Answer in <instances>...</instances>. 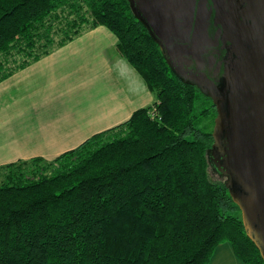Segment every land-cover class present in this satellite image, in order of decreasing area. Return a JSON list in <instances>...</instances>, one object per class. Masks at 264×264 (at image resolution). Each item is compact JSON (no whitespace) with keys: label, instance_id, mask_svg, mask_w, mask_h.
<instances>
[{"label":"trees","instance_id":"obj_1","mask_svg":"<svg viewBox=\"0 0 264 264\" xmlns=\"http://www.w3.org/2000/svg\"><path fill=\"white\" fill-rule=\"evenodd\" d=\"M97 27L155 102L53 160L0 167V264H209L223 243L264 264L211 161L212 100L171 72L129 0H0V82Z\"/></svg>","mask_w":264,"mask_h":264},{"label":"water","instance_id":"obj_2","mask_svg":"<svg viewBox=\"0 0 264 264\" xmlns=\"http://www.w3.org/2000/svg\"><path fill=\"white\" fill-rule=\"evenodd\" d=\"M129 3L167 64H195L196 72L183 74L186 81L177 77L196 86L216 108L211 161L216 171L227 177L225 186L241 210L246 234L264 260V0ZM212 17L221 28L215 39L221 37L226 45L219 62L223 70L218 72L222 73V87L202 68L204 62H209V69L216 62L205 48L214 45L209 31ZM184 37L188 46L172 45L174 38Z\"/></svg>","mask_w":264,"mask_h":264},{"label":"crops","instance_id":"obj_3","mask_svg":"<svg viewBox=\"0 0 264 264\" xmlns=\"http://www.w3.org/2000/svg\"><path fill=\"white\" fill-rule=\"evenodd\" d=\"M117 43L105 27L88 29L0 82V167L53 160L153 105ZM209 264L244 263L223 243Z\"/></svg>","mask_w":264,"mask_h":264},{"label":"flooded vegetation","instance_id":"obj_4","mask_svg":"<svg viewBox=\"0 0 264 264\" xmlns=\"http://www.w3.org/2000/svg\"><path fill=\"white\" fill-rule=\"evenodd\" d=\"M211 7V5L209 4V8ZM214 17L211 18L210 20V26H209V31H210V42L211 46H207L205 47L208 53V56H214V58H216V62L213 63L211 65V68L209 69V62H204V64L202 65V68H204V71L207 73V75L209 77H211L215 82H218V86L222 87L223 86V79H222V73H218L219 69L221 68V70H223V67L220 66L219 67V62L221 61V59L223 58V56L225 55L226 51L222 50V47H226L225 44H223L221 42V37H219V39H215L216 35L220 32V26H217L214 22ZM221 35L223 34V30L221 31ZM217 43V44H215ZM172 45H186L188 46L189 44L187 43L186 37H184L183 39H179V38H174L173 39V44ZM190 47V46H189ZM166 50V48H165ZM195 51V50H194ZM221 54V57H219V55ZM186 63V62H185ZM184 62L179 63L178 61H171L168 67L170 68L171 72L175 75V76H181L183 80H187L183 74L185 72H187L188 70H193L196 72V66L194 63H190L189 67L185 65ZM215 74H217L215 76ZM182 81V80H181ZM225 180H227V177H224Z\"/></svg>","mask_w":264,"mask_h":264},{"label":"rangeland","instance_id":"obj_5","mask_svg":"<svg viewBox=\"0 0 264 264\" xmlns=\"http://www.w3.org/2000/svg\"><path fill=\"white\" fill-rule=\"evenodd\" d=\"M210 176H211V178L213 179V180H215V181H218V180H220V177H219V175L218 174H216V173H210Z\"/></svg>","mask_w":264,"mask_h":264},{"label":"built area","instance_id":"obj_6","mask_svg":"<svg viewBox=\"0 0 264 264\" xmlns=\"http://www.w3.org/2000/svg\"><path fill=\"white\" fill-rule=\"evenodd\" d=\"M153 116L155 115L154 112H152Z\"/></svg>","mask_w":264,"mask_h":264}]
</instances>
